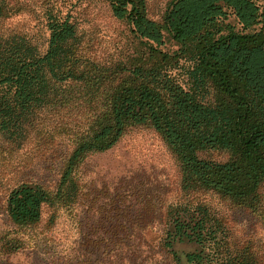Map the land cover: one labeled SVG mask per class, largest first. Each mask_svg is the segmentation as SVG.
Returning <instances> with one entry per match:
<instances>
[{
  "label": "trees",
  "instance_id": "trees-1",
  "mask_svg": "<svg viewBox=\"0 0 264 264\" xmlns=\"http://www.w3.org/2000/svg\"><path fill=\"white\" fill-rule=\"evenodd\" d=\"M105 1L134 38L122 59L96 58L69 15L45 11L38 35L8 30L0 2V201L10 224L0 264L38 244L45 207L48 227L71 214L80 165L133 127L153 130L173 155L178 196L134 221L118 209L96 254L111 264H264V249L210 202L264 220V0H169L159 21L146 0ZM36 160L51 162L52 187L21 176ZM141 235L150 242L128 240ZM79 253L51 264H100Z\"/></svg>",
  "mask_w": 264,
  "mask_h": 264
},
{
  "label": "rangeland",
  "instance_id": "rangeland-1",
  "mask_svg": "<svg viewBox=\"0 0 264 264\" xmlns=\"http://www.w3.org/2000/svg\"><path fill=\"white\" fill-rule=\"evenodd\" d=\"M169 0H146L148 18L159 21ZM8 20L4 28L31 35L40 33V22L45 11L69 15L78 32L90 39L94 56L100 60L122 59L133 52L134 38L126 22L113 17L105 0H0ZM232 22V18L229 19ZM164 49L175 50L167 37ZM209 157L222 159L224 155L212 152ZM21 176L52 187L56 175L51 162L36 160L23 168ZM80 184V197L71 214L59 212L55 224L47 226L49 209L45 207L38 228V244L12 254L9 264H51L52 259L63 255H82L98 259L100 264H111L98 252L96 244L106 234L108 226L119 220L118 209L133 218L139 209L156 203L173 201L178 196V166L160 137L146 127H133L125 132L109 150L89 155L76 173ZM212 207L224 217L241 239H251L264 249V220L258 221L251 214L236 213L226 201L213 198ZM0 201V229L10 228ZM162 206V205H161ZM235 212V213H234ZM149 218L150 226L157 219ZM145 220V223H148ZM116 239V238H114ZM150 242L149 235L130 237ZM133 241V242H134ZM81 242V244L79 243ZM115 249L110 256L118 255ZM80 255V253H79ZM147 255V254H141ZM106 259V260H105Z\"/></svg>",
  "mask_w": 264,
  "mask_h": 264
}]
</instances>
